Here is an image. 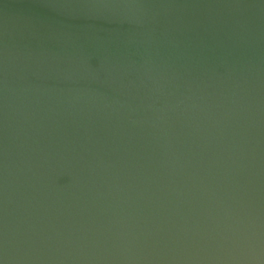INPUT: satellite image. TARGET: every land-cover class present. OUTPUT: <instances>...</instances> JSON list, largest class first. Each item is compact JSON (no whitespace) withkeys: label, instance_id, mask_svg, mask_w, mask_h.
Listing matches in <instances>:
<instances>
[{"label":"water","instance_id":"1","mask_svg":"<svg viewBox=\"0 0 264 264\" xmlns=\"http://www.w3.org/2000/svg\"><path fill=\"white\" fill-rule=\"evenodd\" d=\"M0 264H264V0H0Z\"/></svg>","mask_w":264,"mask_h":264}]
</instances>
